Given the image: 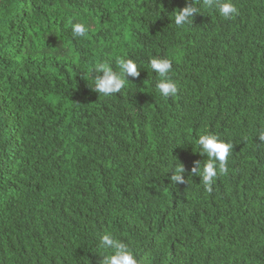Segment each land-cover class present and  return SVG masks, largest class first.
<instances>
[{
  "label": "trees",
  "instance_id": "trees-1",
  "mask_svg": "<svg viewBox=\"0 0 264 264\" xmlns=\"http://www.w3.org/2000/svg\"><path fill=\"white\" fill-rule=\"evenodd\" d=\"M231 2L178 27L194 0H0V264H102L109 233L138 264H264V0ZM121 57L139 76L93 91ZM201 134L233 145L211 193Z\"/></svg>",
  "mask_w": 264,
  "mask_h": 264
},
{
  "label": "clouds",
  "instance_id": "clouds-1",
  "mask_svg": "<svg viewBox=\"0 0 264 264\" xmlns=\"http://www.w3.org/2000/svg\"><path fill=\"white\" fill-rule=\"evenodd\" d=\"M202 7L214 8L218 14L224 19H231L238 14V9L231 0H202ZM200 8L194 3L184 7L182 10L175 12V24L178 27H184L193 23L195 15H199ZM71 30L74 37H84L88 33V27L83 23H74L69 20ZM151 69L158 75L159 82L156 88L159 94L165 98L175 97L178 93L177 84L171 79L170 73L173 70L171 60L166 58H152L150 61ZM116 69L114 70L112 62L102 61L92 68L94 84L91 85L92 90L110 96L118 94L125 87L128 77H138L140 70L138 65L132 59L118 58L115 61ZM102 73V75H100ZM264 139V135L261 136ZM197 143L202 152L209 157L204 167L200 169L197 165L193 169L194 173H198L202 177L206 191L211 193L213 183L218 174L226 175L228 173V159L233 152V145L221 140L213 134H201L197 138ZM174 175L171 176V182L184 183L183 173L184 167L178 164L174 168ZM102 247L111 250V254L104 255L102 264H138L137 258L130 250L128 245L123 241L115 238L112 234H105L101 237Z\"/></svg>",
  "mask_w": 264,
  "mask_h": 264
}]
</instances>
